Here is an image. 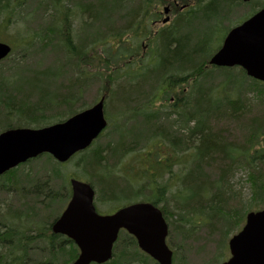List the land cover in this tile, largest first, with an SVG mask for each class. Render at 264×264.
<instances>
[{"label":"trees","instance_id":"16d2710c","mask_svg":"<svg viewBox=\"0 0 264 264\" xmlns=\"http://www.w3.org/2000/svg\"><path fill=\"white\" fill-rule=\"evenodd\" d=\"M174 1L189 3L188 0H0L1 36L16 24L15 18L23 22L20 28L14 27V41L4 42L13 49L0 62V132L13 125L38 127L61 122L86 109L82 106V92L88 80L100 82L102 95L108 101L115 79L100 73V66L96 68L95 48L110 40L117 47L125 43L128 34L133 40L139 39L136 29L142 22L157 16L159 6ZM220 2L227 8L236 5L233 0ZM217 3L218 0H209L204 9L189 10L176 17L172 26L156 33L152 56L158 63L156 68L141 69L136 64L132 69L141 70L135 85L144 83L141 75L146 74L148 81L144 86L148 88L143 86L136 94L133 85L129 91L131 101L123 102L118 113V116L129 113L128 118L135 120V131L130 130L132 133L127 136L120 129L113 130L117 140L78 154L83 157L76 163L77 167L81 162V177L95 190L96 202L146 199L161 211L169 227L168 237L179 244H194L200 234L196 228L200 227L224 240L226 232L237 227L241 218L243 221L245 214L252 211L247 204L244 209L240 195L226 181V168L231 167L229 172L235 169L231 164L245 165L252 192L250 200L256 207L264 208V84L246 77L241 70L207 67L212 52L207 54L204 49L207 37L204 32L209 26L197 35L194 43L185 34L194 16L197 21H211ZM123 6H126L125 24L118 29L122 32H114L112 17ZM77 11L84 19L71 31L70 20ZM182 23L184 27L180 28ZM122 56L123 53L115 55L114 67L107 69L114 77ZM134 72L128 78L138 74ZM161 82L168 85L164 96L170 94L175 98L172 103L165 99L167 106L162 105L163 112L154 110ZM40 85L44 88H38ZM217 89L221 93L213 99ZM247 91L254 92L259 100L251 103ZM138 116L142 119H136ZM156 140L170 153L165 159L156 156L160 170L146 171L148 182L141 189H134L124 179L128 183L126 189L118 190L116 172L110 168L131 153L148 150L150 144H157ZM173 157L178 159L174 164ZM41 159L44 166L51 165V172L44 171L45 168L24 169ZM176 162L187 169L178 179L176 195H172L168 192L173 179L161 180L162 183L158 180L172 174ZM61 166L44 155L0 176V264H70L76 259L78 250L73 243L50 230L70 197L68 183H58L56 168ZM11 194L15 199L10 198ZM122 195L126 197L121 199ZM214 195L223 197L227 203L208 207ZM198 204L204 207H196ZM202 235L205 242L214 241ZM222 255L220 252L217 257ZM213 260L216 263L215 257ZM105 264L156 263L139 253L135 240L122 231L113 246L111 260ZM173 264H188L182 247L174 251Z\"/></svg>","mask_w":264,"mask_h":264},{"label":"water","instance_id":"95a60500","mask_svg":"<svg viewBox=\"0 0 264 264\" xmlns=\"http://www.w3.org/2000/svg\"><path fill=\"white\" fill-rule=\"evenodd\" d=\"M10 53L11 47L0 42V61ZM208 64L217 68L239 67L247 77L264 83V10L229 31ZM105 127L101 97L92 107L63 122L39 129H7L0 133V176L43 154L65 163L89 148ZM69 185L70 200L50 230L77 247L78 256L71 264L108 262L120 230L132 236L138 248L158 264L172 263V252L165 243L168 227L157 208L136 203L111 215H99L90 185L76 179H71ZM228 249L230 258L222 264H264V209L246 215L241 231L228 241Z\"/></svg>","mask_w":264,"mask_h":264},{"label":"rangeland","instance_id":"374dc122","mask_svg":"<svg viewBox=\"0 0 264 264\" xmlns=\"http://www.w3.org/2000/svg\"><path fill=\"white\" fill-rule=\"evenodd\" d=\"M63 1V0H60ZM189 5L190 4H195L196 0H188ZM203 4L208 0H200ZM66 2V1H65ZM197 4V3H196ZM224 3H217V10L216 14L214 17H212V20L208 21H203V20H198L197 21V16H194L192 21L188 25L189 30L187 34L192 43L195 42L196 37L198 34L201 32H204L207 29V26H209V30L205 31L204 33L206 34V41L204 44V49L206 50L207 54L214 52L219 45L221 44V41L226 33V31L233 26L235 23L239 24L243 20L249 18L251 15H253L256 11L264 9V0H251L248 3H245L246 5H242L239 9L234 10V8H231L230 11H228L227 7L223 6ZM167 8L170 6L171 10L167 11V13H164L163 8ZM222 6L226 9H222ZM182 7V4L180 2L174 1L172 4L168 5H161L158 7L157 11V16H150L149 20L145 23L142 22L137 29V35L139 36V39L133 40V36L130 34H126L127 36L124 38L126 41L125 43H121L116 47V42L113 40L108 41L107 43H103L99 45L97 48H95V53H96V58L94 61V64L96 65V68L100 66L99 71L100 73L104 74V76L109 75L112 79H115L111 85V88L114 89L112 91L111 97H109V100L107 101L105 99V107H104V117L108 121V126L106 130L104 131L103 135L94 143V145L91 147L92 148H99V147H104V145L108 142H114L117 140V136H113V130H118L121 131L124 135L130 136L132 132H130V129L134 124L131 123V119L129 117V113H123L118 116V113L122 110V105L123 102L125 101H131L132 95H130V90L132 89V86L135 85L136 82L139 80L138 75L141 70L137 69L135 72L132 71L133 67H135L136 64L141 66V69H144V67L147 68V70H150V68H156V60L153 59L154 55V37H155V31L159 30L163 27H170L173 25L176 15L180 8ZM126 6H123L119 10L116 11V13L113 15V19L115 22V27H114V32H122L118 31V29H121L123 25L125 24V19L123 18L126 11H125ZM229 14V16L227 15ZM76 16L73 15V18L70 20V29L71 31L75 30L80 22L84 19V16L77 11L75 14ZM228 17V18H227ZM86 18V16H85ZM168 19V23L166 25H162L160 22L162 19ZM227 18V19H226ZM16 19V24H14L12 27H9L4 33H2V36L0 38V42H12L14 41V35H15V30L14 27L20 28L22 25V21L19 18ZM214 22V23H213ZM37 22H34L33 24L35 25ZM213 23V24H212ZM193 30V31H192ZM75 37V35L73 34ZM75 39V38H74ZM77 39V38H76ZM11 46V45H10ZM15 46V45H14ZM13 47V46H11ZM13 49V48H12ZM119 53H123L122 59L120 62H117L118 66L116 68L117 74L114 77V73L107 71L108 67H114L116 58L115 55H118ZM52 55V54H51ZM50 56V55H49ZM151 59L148 62V58ZM52 56L50 57V59ZM139 58L141 61H139ZM101 62V63H99ZM41 65L44 64L43 61L39 62ZM110 63V65H108ZM150 63V67H148L147 64ZM47 64V63H46ZM126 64V65H124ZM211 68V67H210ZM238 70V69H236ZM113 71V70H112ZM138 73L136 76L133 75L130 78H128L129 74L131 73ZM142 77V82L146 83L148 79L145 77V75H141ZM110 78V79H111ZM106 81V78H103V82ZM144 83H138V85H135L133 88V93L136 92V94L142 89V87L145 85ZM240 84V83H238ZM246 86V83L244 84ZM38 88L43 89V86H38ZM118 88L116 91L115 89ZM145 89L148 88V86H144ZM168 85L165 84L164 82L159 83L158 86V94H161L162 91L167 90ZM99 92V93H98ZM180 92V90H179ZM245 92V91H243ZM221 93L217 89V93L213 94V99L217 98L218 94ZM82 106H85L86 108L92 106L94 102L103 94V89L100 86V82L98 80L95 81H89L87 85L84 88V91L82 92ZM248 99L251 101V103H254L255 101H258L254 96V92L252 91H247ZM98 96V97H97ZM97 97V99H96ZM178 97L182 98V95L178 93ZM157 101L154 106V110L156 109L159 112H163L164 109H162V105L167 106V102H165L166 98L172 103L174 102L175 98H173L170 94H167L166 96L159 97L157 96ZM172 98V100H171ZM135 99V98H134ZM177 99V98H176ZM107 101V103H106ZM131 106H133L132 103H130ZM256 104V103H255ZM258 108H260L259 103H257ZM148 112L145 111V113ZM128 119V120H126ZM130 119V120H129ZM136 119H142V116H138ZM17 122V121H15ZM54 123V122H52ZM51 124V123H49ZM47 124V125H49ZM17 127L16 125H13ZM45 126V125H43ZM29 128H39L36 125L33 126H27ZM42 127V126H41ZM160 144V145H159ZM151 146L148 148V150H142L139 153H131L127 155L120 163L112 166L110 168V171L116 172V178L119 181V188L118 190L123 191L126 189V185L131 184V186L136 190L141 189L143 185H145L148 182L147 175L145 174L146 171H150L151 173L154 171H159L161 168V165H157L156 163V156L158 155L163 158H167L168 155L170 154L168 151V148L163 147L161 143H158L154 145V143L150 144ZM160 151V152H156ZM83 157V155H77L75 156L72 160H70L68 163L62 165L60 168H56L57 171L59 172L58 174V183L64 184L68 183V179L71 177L77 178L79 181H87L84 178H82V170L79 167L81 162H79V165L76 167V163ZM174 160L178 159L176 157H173L172 163L174 164ZM43 159L40 161L34 162L30 165H27L24 167V169H33L36 170L37 168H45L44 171L51 172V165L44 164L42 163ZM180 162H176V164L172 167L171 171L172 174L168 175L166 174L164 177H160L158 182L162 183V181L166 179H170V177L173 179V181L170 183L171 189L168 192L169 194L176 195L177 190H178V182L180 183V176H184L187 166H179ZM145 174V176H144ZM76 175L80 177H76ZM164 175V174H162ZM163 178V179H162ZM124 179L126 181H124ZM162 180V181H161ZM232 191L237 192L240 195V199L242 201V204L244 205V209L246 210V204L249 209L252 211L259 210V207H256L254 203H252L251 199V187L249 182L247 181V174L246 170L244 171H237L234 178L232 179ZM127 192V191H126ZM123 197H126L122 195L120 198L122 199ZM138 202H146V199L142 197H137V198H130L127 200H120V201H115V202H108V203H99L96 202V192H95V206L97 209V212L101 215L105 214H111L115 210L128 205V204H133V203H138ZM238 212H241V209H238ZM246 215V214H245ZM200 221H202L201 218H199ZM244 220L245 216L241 218V222L237 225V227L233 228L230 232L227 231L226 235L227 237L222 240L221 237H219L217 234L211 233L209 231H206L204 227L196 228L199 229L200 233L197 235L198 239L194 242V244L187 245V244H179L177 242H172V239L170 236L168 237V246L174 250L175 252H178V250H185V257L188 261V264H221L222 261L226 260L229 256V253L227 251V242L233 236L236 234L241 227L244 225ZM169 231V227H168ZM205 234L206 236L212 237V240L214 241H209L205 242V236L202 235ZM218 241L219 245L215 242ZM223 244V245H220ZM218 246L220 248H224L219 250ZM190 248L193 249V251L190 250ZM220 252L223 253V257L218 258L217 256L220 254ZM177 255V254H176ZM179 255V253H178ZM217 259L216 263L213 260V258ZM213 261V262H212Z\"/></svg>","mask_w":264,"mask_h":264},{"label":"bare ground","instance_id":"6f19581e","mask_svg":"<svg viewBox=\"0 0 264 264\" xmlns=\"http://www.w3.org/2000/svg\"><path fill=\"white\" fill-rule=\"evenodd\" d=\"M118 9V7H116V10ZM198 14V13H197ZM179 26H181L180 28H182V26L184 27V25H183V23H182V25L181 24H179ZM183 29H185V28H183ZM182 30V29H181ZM184 31V30H183ZM209 59H210V57H209ZM208 59V60H209ZM130 120V119H129ZM131 121V123L133 124L134 123V121L135 120H130ZM133 129V131H135V129H134V127L132 126L131 127V129L130 130H132ZM156 143L158 144V143H161V141H159V140H156ZM162 144V143H161ZM160 145V144H159ZM45 154H43V155H40V156H38V157H36V158H39V157H42V156H44ZM232 165V167L234 166L235 167V169H233L231 172H229L230 170H231V167H230V169L229 168H226V173L228 174L227 175V177H226V181L228 182V184H229V186L232 188V179L234 178V176H235V174H236V172L238 171H244L245 169H244V167H245V165L243 164V163H237V164H231ZM87 182V181H86ZM124 192V191H123ZM12 200L13 199H15V196L13 195V194H11V197H10ZM201 201V200H200ZM227 203V201H225V199L223 198V197H218V195H214L213 196V199H212V201H210L209 202V205H208V207L209 206H215V207H218V205H220V204H226ZM203 205L205 206V203H203ZM200 206V204H198V205H196V207H198V208H202V207H204V206ZM226 207H227V205H225ZM215 221H217V219H215L214 220V223H215V225L217 224L218 225V223L217 222H215ZM210 231H213V228H211L210 229ZM60 236V235H59ZM167 237H168V233H167Z\"/></svg>","mask_w":264,"mask_h":264},{"label":"flooded vegetation","instance_id":"af4514ba","mask_svg":"<svg viewBox=\"0 0 264 264\" xmlns=\"http://www.w3.org/2000/svg\"><path fill=\"white\" fill-rule=\"evenodd\" d=\"M209 1V0H208ZM208 1H206L205 3H203V4H190L189 5V3L188 4H186V5H182V7L180 8V10L178 11V13H177V15H176V17H179V16H182L184 13H187L189 10H192V9H198V10H202V9H204L205 7H206V5H207V2ZM233 1H235L234 3H236V5L235 6H233V7H231V8H234V10H237V9H239L242 5H246L245 3H243V2H241V1H237V0H233ZM224 7H226L225 5H224ZM231 8H228V11H230V9ZM168 10L170 11L171 10V8H170V6L168 7ZM167 10V11H168ZM169 11H168V13H169ZM198 15H200L199 13H198ZM228 16H229V14H227ZM185 16V15H184ZM228 18V17H227ZM226 18V19H227ZM163 20V19H162ZM202 20V19H201ZM242 22H244V20L242 21ZM241 22V23H242ZM161 23V22H160ZM214 23V22H213ZM212 23V24H213ZM241 23H239V24H241ZM239 24H234L233 26H231L229 29H228V31H230L232 28H234V26L236 27V25L238 26ZM163 28H165V27H163ZM162 29V28H161ZM161 29H159V30H161ZM159 30H156L155 31V35H156V33H158L159 32ZM224 38H225V35H224V37H223V39H222V41L224 40ZM222 44V43H221ZM221 46V45H220ZM220 48V47H219ZM151 59V56H150V58H148V62H149V60ZM154 60H155V58H154ZM149 65H150V63H149ZM166 92V90H164V91H162L161 92V94H159V97H162V96H164V93ZM171 100H172V98H171ZM136 248H138L137 247V245H136ZM139 251V253H141L142 255H144V256H146V257H148L147 255H145L144 253H142L140 250H138ZM230 256H228V258H229ZM149 258V257H148ZM150 259V258H149Z\"/></svg>","mask_w":264,"mask_h":264}]
</instances>
